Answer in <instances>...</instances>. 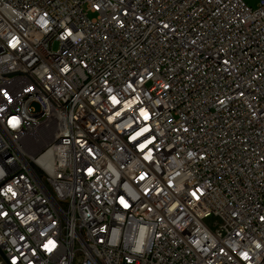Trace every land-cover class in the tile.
<instances>
[{
    "label": "built area",
    "instance_id": "2783aa9c",
    "mask_svg": "<svg viewBox=\"0 0 264 264\" xmlns=\"http://www.w3.org/2000/svg\"><path fill=\"white\" fill-rule=\"evenodd\" d=\"M0 248L264 264V0H0Z\"/></svg>",
    "mask_w": 264,
    "mask_h": 264
},
{
    "label": "rangeland",
    "instance_id": "374dc122",
    "mask_svg": "<svg viewBox=\"0 0 264 264\" xmlns=\"http://www.w3.org/2000/svg\"><path fill=\"white\" fill-rule=\"evenodd\" d=\"M246 2L252 6V7H255L256 6V3H257V0H246ZM57 44L54 45V48H56Z\"/></svg>",
    "mask_w": 264,
    "mask_h": 264
},
{
    "label": "water",
    "instance_id": "95a60500",
    "mask_svg": "<svg viewBox=\"0 0 264 264\" xmlns=\"http://www.w3.org/2000/svg\"><path fill=\"white\" fill-rule=\"evenodd\" d=\"M0 258L5 260L4 253L2 252L1 248H0Z\"/></svg>",
    "mask_w": 264,
    "mask_h": 264
}]
</instances>
